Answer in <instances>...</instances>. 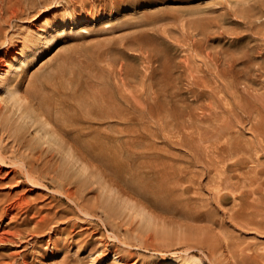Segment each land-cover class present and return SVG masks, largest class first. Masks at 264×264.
<instances>
[{
  "label": "rangeland",
  "instance_id": "rangeland-1",
  "mask_svg": "<svg viewBox=\"0 0 264 264\" xmlns=\"http://www.w3.org/2000/svg\"><path fill=\"white\" fill-rule=\"evenodd\" d=\"M55 1L0 0V57L82 141L39 139L0 87V149L40 178L0 193L64 213L0 264H264V0Z\"/></svg>",
  "mask_w": 264,
  "mask_h": 264
},
{
  "label": "bare ground",
  "instance_id": "bare-ground-1",
  "mask_svg": "<svg viewBox=\"0 0 264 264\" xmlns=\"http://www.w3.org/2000/svg\"><path fill=\"white\" fill-rule=\"evenodd\" d=\"M19 1H21V0H19ZM23 1H25V0H23ZM111 1H113V2H115V1L125 2L126 0H111ZM49 4H50V2H49ZM102 4L103 3H101V5ZM89 6L91 8L90 10H93V8L96 9V6H94L93 4H90ZM14 8H16V7H14ZM104 8H105V6H104ZM101 9H102V7L98 8V10H101ZM12 15H14V14H12ZM90 17L88 16V17H86V19L91 20ZM5 37H6V35H5ZM4 59L5 58L0 57V87L1 86L7 87V93L9 95V98L11 99L12 107L16 110V112L20 111V113L18 114V117L27 118V121H25V124L27 122L31 123V124H36V123L39 124L38 126L40 128L44 129V132L42 134H40L39 139H45V141L48 142L49 145L53 144V145H56L58 148L63 149L65 151V155L67 154L68 155L67 157H70V148H71L70 147V136H73L71 138H75L77 143H80L82 141L79 134H73V135L70 134L71 133L70 132V114L63 113L59 117H52L51 112H52V110H54V107L51 108V111H47L45 108H43L44 101L39 97V94H38V91H40L39 87H38V91L35 88L28 90L27 96L24 95L23 93L21 94V92H19L18 87L13 86L12 80L10 78H7L8 71H7V67H6V63H5ZM23 62L25 63L26 60H24ZM76 84H74V85H76ZM78 85L81 86V84H79V83L76 86H78ZM76 86L74 87V89H77ZM27 104H29V109H27V106H25ZM34 108H37V109L43 108L47 113L43 112L44 113L43 114L42 112H40L38 114V113H36V109H34ZM113 113H114L113 111H107L105 109H101V108L99 109L98 108V109L93 110L92 115L94 117H111L113 115L119 114L118 112H115V114H113ZM40 117H45V118L41 119ZM13 126H15V125H13ZM263 141H264V139H263ZM261 147L264 148V144H262ZM98 149L100 150V148H98ZM69 159H71V158H69ZM6 160H7V156L0 149V186H2L3 184L6 183V182H4L5 179H7L9 184L12 182L24 183V180L22 179L24 173L27 176L28 183H30V184L32 183L33 185H37L38 181H40L39 176L33 175V168H32L33 162H31V161H29V162L21 161L20 163L15 162L17 165H19L17 168L15 166H13L15 164H12V166H11V164H7L8 162ZM9 165L11 166V168H7V167H9ZM77 166H79V165H77ZM4 167H6L7 169H5ZM80 168L83 169L85 167L82 164ZM218 179H220V178H218ZM230 180H232V179L230 178ZM100 186H102V185H100ZM98 188H100V187H98ZM105 188H106V186H105ZM53 189H54V187H53ZM109 189H110V187H109ZM111 191H112V189H111ZM64 194L71 200L73 205L80 208L81 203L78 200H76L74 198V196L70 195V189H65ZM207 201H209V200H207ZM36 205L37 204H36V202H33V199L25 198L24 194H19V193L11 194V192L0 193V255L3 256L2 250L5 249L7 246H11L16 242H20V240L24 239L27 235L33 237V236H36V234L47 233V239L44 240L45 244L46 245H48L50 243L53 245L55 244V240L51 237V234H49V232L52 230V227L54 226L53 224H55L57 222L56 219L64 216V213L60 212V211H54V212H47L46 214H41L40 209L37 208ZM207 205H208V202H207ZM203 207H200V208H203ZM225 214H228V213L226 212ZM85 216H87V215H85ZM231 218H233V217H231ZM206 227L208 228L210 226H206ZM223 232H225L224 229H223ZM216 234H214V235H216ZM224 253H225V251H224ZM15 254H21V253L19 251L17 253H13V254L10 253L9 254L11 256L10 261L5 262L4 264H30V261L25 260L24 256L21 257L22 263H18V258L14 257Z\"/></svg>",
  "mask_w": 264,
  "mask_h": 264
}]
</instances>
